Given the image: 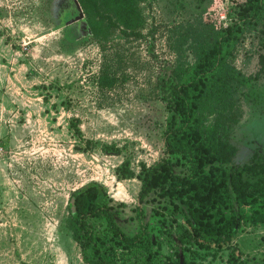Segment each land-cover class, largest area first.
I'll return each mask as SVG.
<instances>
[{"label": "rangeland", "instance_id": "obj_1", "mask_svg": "<svg viewBox=\"0 0 264 264\" xmlns=\"http://www.w3.org/2000/svg\"><path fill=\"white\" fill-rule=\"evenodd\" d=\"M142 36L109 24L92 33L79 0H0V264H86L69 229L70 193L92 181L103 183L118 202L123 228L133 233L141 182L118 180L128 159L141 163L165 156L168 111L159 78L170 82L192 64L208 23L229 21L230 0H137ZM264 40L248 33L234 63L251 75L261 68ZM108 71L112 84L99 87ZM229 116L234 164L254 154L264 159V72L237 89ZM78 118L87 147L70 126ZM209 121L212 116H205ZM116 142L120 154L106 153ZM147 219L152 202L143 204ZM264 229L246 228L217 257L188 264H232L233 250L247 264L264 255ZM164 252L168 247H164Z\"/></svg>", "mask_w": 264, "mask_h": 264}, {"label": "trees", "instance_id": "obj_2", "mask_svg": "<svg viewBox=\"0 0 264 264\" xmlns=\"http://www.w3.org/2000/svg\"><path fill=\"white\" fill-rule=\"evenodd\" d=\"M92 33L105 25L121 28L127 36L141 37L143 17L137 0H79ZM229 21L217 17L208 23L192 64L180 69L170 84L159 78L157 90L168 116L164 129L165 156L141 163L139 172L126 159L116 167L118 180L138 178L141 188L133 207L137 228L126 231L118 202L107 187L92 181L73 190L68 199L67 222L86 264H188L196 258L217 257L232 247L246 228L264 229V159L259 154L234 164L237 146L229 140L233 127L229 113L238 100L237 89L264 72L246 75L233 61L239 45L251 32L264 40V0H230ZM103 69L98 82L112 84ZM212 116L207 121L205 116ZM78 118L70 121L87 147ZM106 153L120 154L116 142L102 143ZM152 202L154 217L147 219L143 204ZM264 238V237H263ZM168 251L164 252V247ZM232 264L248 259L229 254ZM264 264V255L260 262Z\"/></svg>", "mask_w": 264, "mask_h": 264}, {"label": "built area", "instance_id": "obj_3", "mask_svg": "<svg viewBox=\"0 0 264 264\" xmlns=\"http://www.w3.org/2000/svg\"><path fill=\"white\" fill-rule=\"evenodd\" d=\"M3 150L2 146L0 145V152Z\"/></svg>", "mask_w": 264, "mask_h": 264}]
</instances>
